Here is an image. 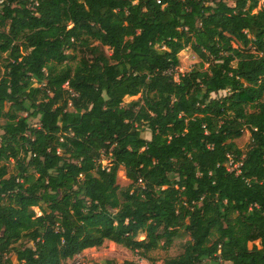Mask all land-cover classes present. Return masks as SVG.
I'll list each match as a JSON object with an SVG mask.
<instances>
[{
    "label": "trees",
    "instance_id": "trees-1",
    "mask_svg": "<svg viewBox=\"0 0 264 264\" xmlns=\"http://www.w3.org/2000/svg\"><path fill=\"white\" fill-rule=\"evenodd\" d=\"M258 2L0 0V264L106 241L151 260L183 235L161 264H264Z\"/></svg>",
    "mask_w": 264,
    "mask_h": 264
},
{
    "label": "rangeland",
    "instance_id": "rangeland-1",
    "mask_svg": "<svg viewBox=\"0 0 264 264\" xmlns=\"http://www.w3.org/2000/svg\"><path fill=\"white\" fill-rule=\"evenodd\" d=\"M264 6V0H259L258 2V7H263ZM234 46H238L234 44ZM68 52H71L68 50ZM72 53V52H71ZM74 55H76L75 60H69L68 62L72 65L75 64L81 53L79 51H74ZM178 57L180 60V64L178 67L175 68L174 74L175 77H177L178 73H183L185 71L190 70L192 67L196 66L199 62V59L197 56L193 53L191 48L186 47L184 49H181L178 51ZM227 91H219L215 95H224L226 94ZM140 97V94L131 96V97H126L124 99V102L127 103L131 100H136ZM31 122L35 123L36 120H32ZM0 123H2V120H0ZM145 137L149 138V133L146 131L144 133ZM235 143L240 149H245L250 141V133L247 129H245L242 133V135L239 138H236ZM102 163L106 164L108 162V159L102 156ZM13 166L10 164L9 166V172H13ZM117 183L120 186H126L129 181L124 175V169L123 167H119L117 170ZM35 211L37 214L41 213V209L39 207H35ZM189 239L187 235L180 236L176 238L170 248L167 250L164 249H156L151 252H149V259H144L140 257L139 254L136 252H132L125 247L118 245L112 241H106L102 246L100 247H92V248H87L84 249L80 254L74 256L72 259L66 260L65 264H127L130 261H134L139 264H161L162 260L166 256L170 255H176L180 253L183 249V246L185 242ZM255 243L258 245V241L250 242L248 243V246L251 247L252 244ZM11 260L13 264H16V256L15 254H11Z\"/></svg>",
    "mask_w": 264,
    "mask_h": 264
},
{
    "label": "built area",
    "instance_id": "built-area-1",
    "mask_svg": "<svg viewBox=\"0 0 264 264\" xmlns=\"http://www.w3.org/2000/svg\"><path fill=\"white\" fill-rule=\"evenodd\" d=\"M177 78V77H175ZM228 157V161H227V169L229 171H234V173L237 175L240 173V165H241V161L240 160H236L235 157L233 155H227Z\"/></svg>",
    "mask_w": 264,
    "mask_h": 264
}]
</instances>
